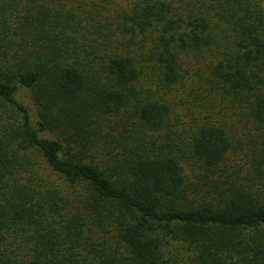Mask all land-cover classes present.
Returning a JSON list of instances; mask_svg holds the SVG:
<instances>
[{"label":"trees","instance_id":"16d2710c","mask_svg":"<svg viewBox=\"0 0 264 264\" xmlns=\"http://www.w3.org/2000/svg\"><path fill=\"white\" fill-rule=\"evenodd\" d=\"M116 3L0 0V264H264V0ZM191 55L245 171L225 106L172 119Z\"/></svg>","mask_w":264,"mask_h":264},{"label":"rangeland","instance_id":"374dc122","mask_svg":"<svg viewBox=\"0 0 264 264\" xmlns=\"http://www.w3.org/2000/svg\"><path fill=\"white\" fill-rule=\"evenodd\" d=\"M127 0H117L115 6L123 8ZM105 13H107L105 11ZM138 46L134 49L137 52ZM210 67L204 59H197L191 55V58L183 56L182 59V80L180 83L167 89V96L173 101L172 119L180 122L181 127L193 124L199 121L210 106L215 109L225 106L223 111L218 113L220 120L228 127L233 135L234 148L230 151L226 165L230 168L234 165L240 166L241 171H245L248 166V158L253 145L257 142V130L252 122L242 119L239 114L231 108L229 100H223L219 95L214 94L211 88L214 82H211ZM144 87H157L155 75L146 70V74L141 79ZM166 92V91H165ZM215 101V105L212 101ZM212 104V105H211ZM261 141L257 143L259 145ZM38 159L40 157L38 156ZM196 178L189 180L192 182ZM182 250V248H180Z\"/></svg>","mask_w":264,"mask_h":264}]
</instances>
